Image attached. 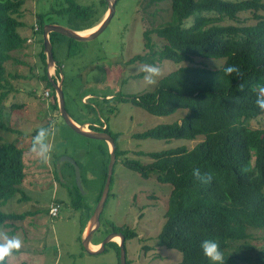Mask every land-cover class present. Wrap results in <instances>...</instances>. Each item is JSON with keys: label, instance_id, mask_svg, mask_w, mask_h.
<instances>
[{"label": "trees", "instance_id": "trees-1", "mask_svg": "<svg viewBox=\"0 0 264 264\" xmlns=\"http://www.w3.org/2000/svg\"><path fill=\"white\" fill-rule=\"evenodd\" d=\"M168 1V22L143 32V47L147 53L133 57L128 64L155 65L168 60L176 64V69L161 77L150 91L117 96L121 102L131 103L154 116H169L179 109L187 110L180 124L158 125L135 135L137 139L193 141L198 136L204 138L191 149L180 146L159 152H139L138 155L152 160L147 165L136 160H126L123 164L143 178L156 176L171 185L165 223L158 234L157 244L181 253V260L176 264H213L200 248L204 239L219 243L225 257L224 264H264V233H260L264 231V128L251 127V122L264 114V110L255 105L257 86H264V16L261 14L264 0ZM24 2L0 0V104L11 90L6 81V64L25 65L11 54L25 44L19 34L24 28L21 21ZM65 3L66 7L54 13H66L71 21L84 24L72 28L74 31L95 27L102 20L107 5L105 0H98L90 6H82L73 0H65ZM241 13H250L255 24H241ZM190 18L192 22L184 26V21ZM46 19L49 21L50 15L37 16L35 32L42 34ZM151 34L164 42L160 48L156 49L151 42ZM63 39L58 34H49L51 44ZM74 43L77 42L67 40L69 51ZM36 56L44 73L38 80L45 83L47 90L51 86L45 74L43 47ZM196 59H224L225 62L212 69L193 64ZM229 65L238 66L243 75L238 78L235 74L225 75L223 69ZM59 74L57 70L56 78ZM49 109L57 110L52 89ZM4 128L0 121V230L8 226L5 224L8 220H23L36 214H5L1 211L18 194L21 196L19 201L27 200L19 188L26 175L24 152L18 145L27 136L18 133L16 140L7 142L1 134ZM104 132L111 133L108 126ZM110 135L115 141L117 160L124 152L118 149L116 136ZM100 152L108 156L104 160L106 171L110 156L108 147L100 148ZM195 168L202 175L210 174L211 182L197 180L193 175ZM71 190L72 202L78 203L76 199L80 196H75ZM110 232L122 233L125 241L135 237L129 229L112 223ZM256 233L260 235L256 236ZM258 241L260 245L253 244ZM109 244L119 256L118 244ZM256 252L257 255L248 256V253Z\"/></svg>", "mask_w": 264, "mask_h": 264}, {"label": "rangeland", "instance_id": "rangeland-1", "mask_svg": "<svg viewBox=\"0 0 264 264\" xmlns=\"http://www.w3.org/2000/svg\"><path fill=\"white\" fill-rule=\"evenodd\" d=\"M73 1L82 6H90L98 0ZM66 6L65 0H25L21 8L24 28L19 33L25 39V44L21 50L11 53L14 59L25 65L13 62L6 64V81L11 90L0 104V121L5 127L1 134L7 142L16 140L20 134L27 136L18 142L24 152L26 175L19 188L27 200L19 201L21 196L18 194L1 211L5 214L36 212L23 220H8L5 222L8 226L0 230L1 243L5 242V237L11 239L14 236H19L23 241L22 247L7 258L8 264L119 262L117 251L110 244L105 246L102 253L94 256L86 254L82 247L84 229L95 211L106 178L104 160L108 156L101 153L100 148L106 149L109 145L104 141L85 139L70 130L58 110L49 109V98L43 97L45 83L38 80L44 73L36 56L43 47L42 34L34 31L37 30V16L50 15V20H44V25L55 24L71 30L84 26L83 23L71 21L66 13H54ZM104 11L102 19L107 13V5ZM261 14L264 16V12ZM168 20V0H119L107 28L94 40L74 43L72 51L68 50L67 40L70 39L63 36L65 39L51 44L54 62L57 67H62V92L67 113L79 124L87 122L96 129L92 131L104 132L108 126L110 134L116 136L118 149L124 152L115 159L109 194L99 218L100 226L92 235L91 242L101 243L111 233L110 223L129 229L135 233V237L124 243L128 264H176L182 255L157 244L158 234L165 223L164 214L171 185L161 182L156 176L143 178L123 162L136 160L147 165L152 160L138 155L139 152H159L180 146L191 149L204 138L198 136L193 141L137 139L135 135L158 125L180 124L187 110L179 109L169 116H154L131 103L121 102L117 96L140 94L154 88L156 83L148 85L144 81V73L140 71L144 64L128 62L135 56L147 53L143 47V32L159 28ZM239 21L244 25H254L256 22L250 13L239 14ZM191 22L192 18L184 21V26ZM150 40L156 49L164 44L155 34L150 35ZM224 62V59H196L193 64L213 69ZM155 65L161 70L157 81L177 67L168 60ZM87 84L89 86L86 91L84 86ZM51 89L47 90L51 92ZM88 91L90 101L83 104L80 96ZM45 124H49L48 143L53 145L48 163L40 162L29 151L34 131L45 127ZM251 127L264 128V114L253 120ZM88 130L91 131L90 128ZM53 132L54 137L51 136ZM65 157L75 162L81 180L80 187L76 181L75 168L66 162ZM70 188L75 196H80V199H76L78 203L72 202ZM50 206H58L57 216L49 214ZM259 235L256 233V236ZM253 244L260 245L261 242ZM255 255L257 252L248 253V256Z\"/></svg>", "mask_w": 264, "mask_h": 264}, {"label": "water", "instance_id": "water-1", "mask_svg": "<svg viewBox=\"0 0 264 264\" xmlns=\"http://www.w3.org/2000/svg\"><path fill=\"white\" fill-rule=\"evenodd\" d=\"M105 2L107 4V13L105 17L101 20V22L96 26L95 30H93L92 32L86 35H82L74 30L65 28L60 25L46 24L43 26V29H42V40H43V52L46 57V76H47V79L50 81V84L55 92V96H56L57 103H58L59 115L62 118L64 124L74 133L79 135L80 137H83L85 139L87 138L90 140H96V141H104L110 147V152H109L110 156H109V161L107 164V172H106V178H105L103 190L101 192L100 198L98 200V204L95 208V211L88 222V225H87V228L83 236V240H82V247L84 251L86 252V254H88L89 256H94V255H98L102 253L105 249V246L109 244L110 242H113L115 238H119V264H126V254L124 250L125 237L122 233L111 232L100 243L99 248L97 250L89 249V243L91 242V237L99 229L100 214L103 210L104 204L108 197L109 186H110L111 177L113 174V167L115 164V153L114 152H115L116 146H115L114 139L106 132L92 131V130L89 131V130H85L82 126L76 125L72 121L70 116L68 115L66 108H65L63 92H62V81H63L62 76L60 77V81L57 83L54 82L50 78V71L54 66V59L52 55V45L48 39L49 34L55 33V34H58L60 36H63L67 39L73 40L78 43L90 42L94 40L107 28L115 12V5H116L117 0H105ZM64 159L66 160V162L74 166L76 181H77L78 186L80 187L81 180H80L78 168L75 162L72 159L67 158V157H65Z\"/></svg>", "mask_w": 264, "mask_h": 264}, {"label": "clouds", "instance_id": "clouds-1", "mask_svg": "<svg viewBox=\"0 0 264 264\" xmlns=\"http://www.w3.org/2000/svg\"><path fill=\"white\" fill-rule=\"evenodd\" d=\"M140 71L144 73V81L148 85L155 84L157 82L156 78L159 77L161 72L160 68L154 64H144ZM223 72L228 76L235 74L237 78L243 75L241 69L236 65H229L225 67ZM255 105L260 110H264V86H257ZM51 136L54 137L55 133L53 132ZM49 137L50 134L48 128H39L36 132V135L32 138V145L29 149V151L34 154L35 157L42 163H48L51 160L53 145L48 143ZM193 175L201 183H210L212 179L210 174L202 175L198 168L193 169ZM22 243L23 241L19 236H14L11 239L5 237V242L0 243V264H6V259L10 257L14 251H18L22 247ZM117 244L119 246V242ZM200 248L204 256L211 260L213 264H224L225 257L223 252L220 250V245L217 241L212 239H204L200 243Z\"/></svg>", "mask_w": 264, "mask_h": 264}, {"label": "bare ground", "instance_id": "bare-ground-1", "mask_svg": "<svg viewBox=\"0 0 264 264\" xmlns=\"http://www.w3.org/2000/svg\"><path fill=\"white\" fill-rule=\"evenodd\" d=\"M95 28L96 27H93V28H91L90 29V31H88V32H82V34H88V33H90V32H92L93 30H95ZM42 29H43V27H42ZM48 39H49V37H48ZM44 53V52H43ZM45 55V54H44ZM45 65H46V57H45ZM56 68H58L57 66H56V64H55V62H54V66H53V68L51 69V71H50V78L54 81V82H59L60 81V77H61V72H60V74H59V79H58V81H56L55 80V78H54V70L56 69ZM45 74H46V72H45ZM46 78H47V76H46ZM48 80V79H47ZM49 81V80H48ZM49 83H50V81H49ZM50 86H51V84H50ZM51 88H52V86H51ZM52 90H53V88H52ZM54 91V90H53ZM54 94H55V92H54ZM43 97L44 98H48L49 97V91H47V90H45L44 91V93H43ZM56 103H57V99H56ZM57 110H58V103H57ZM58 114H59V111H58ZM69 115V114H68ZM60 116V115H59ZM70 116V115H69ZM71 118V117H70ZM62 119V118H61ZM72 119V118H71ZM73 121V120H72ZM56 205V204H55ZM51 207V206H50ZM50 209V208H49ZM114 242H119V238H115L114 240H113Z\"/></svg>", "mask_w": 264, "mask_h": 264}, {"label": "crops", "instance_id": "crops-1", "mask_svg": "<svg viewBox=\"0 0 264 264\" xmlns=\"http://www.w3.org/2000/svg\"><path fill=\"white\" fill-rule=\"evenodd\" d=\"M88 31H90V29L80 30V31H76V32H78L79 34H82V32H88ZM82 35H84V34H82ZM85 35H86V34H85ZM88 86H89V84H87L86 86H84V89H85L86 91L88 90V89H86ZM87 97L90 98V92H89V91H88L87 93H85L84 95L81 96L82 99L87 98ZM88 101H90V99H89ZM73 122H74L76 125L82 126L85 130L88 129V128H86L87 125H88V123L79 124L78 122H76V121H74V120H73ZM87 221H88V218H87L85 224L87 223ZM87 225H88V224H87ZM86 228H87V226L85 227V229L83 228V229H84L83 236H84V234H85ZM91 238H92V237H91ZM98 248H99V244H98V245H94V244H92V242L89 243V249H90V250H97Z\"/></svg>", "mask_w": 264, "mask_h": 264}, {"label": "flooded vegetation", "instance_id": "flooded-vegetation-1", "mask_svg": "<svg viewBox=\"0 0 264 264\" xmlns=\"http://www.w3.org/2000/svg\"><path fill=\"white\" fill-rule=\"evenodd\" d=\"M61 69H62V67L60 66V67H58V68H56V69L54 70V78H55L56 81H58V79H59V75H58V78H56V76H55L56 71L59 70V71L61 72ZM47 91H49V90H47ZM53 92H54V91H53ZM50 95H51V92L49 91V97H50ZM49 97H48V98H49ZM89 99H90V98H88V97L82 99L81 96H80V102L83 103V104L87 103ZM84 123H87V122H84ZM87 128H90V125H89V124L87 125Z\"/></svg>", "mask_w": 264, "mask_h": 264}, {"label": "built area", "instance_id": "built-area-1", "mask_svg": "<svg viewBox=\"0 0 264 264\" xmlns=\"http://www.w3.org/2000/svg\"><path fill=\"white\" fill-rule=\"evenodd\" d=\"M57 212H58V206L50 207L49 214L52 217H55L57 215Z\"/></svg>", "mask_w": 264, "mask_h": 264}]
</instances>
